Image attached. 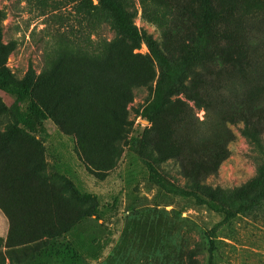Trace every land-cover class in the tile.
Listing matches in <instances>:
<instances>
[{
	"label": "rangeland",
	"instance_id": "374dc122",
	"mask_svg": "<svg viewBox=\"0 0 264 264\" xmlns=\"http://www.w3.org/2000/svg\"><path fill=\"white\" fill-rule=\"evenodd\" d=\"M96 4L0 0V69L19 84L31 67L33 102L45 114L33 116L29 130L28 101L0 91V264H264L262 220L227 218L206 196L182 194L179 160L153 163L159 186L142 156L158 148V135L169 147L154 156L180 152L185 167L224 144L205 185L230 192L253 176L264 129L258 146L248 145L243 123L225 118L261 105L264 0H148L145 10L131 0L132 25L173 58L200 35L198 54L237 52L249 65L211 85L196 82L201 102L172 97L188 109L158 114L145 139L150 124L138 115L152 101L159 69L146 46L121 40L106 16L90 26ZM221 38L229 44L220 46Z\"/></svg>",
	"mask_w": 264,
	"mask_h": 264
},
{
	"label": "trees",
	"instance_id": "16d2710c",
	"mask_svg": "<svg viewBox=\"0 0 264 264\" xmlns=\"http://www.w3.org/2000/svg\"><path fill=\"white\" fill-rule=\"evenodd\" d=\"M96 2L97 4L96 6H93L90 15V26L95 28L99 15L106 16L111 22V28L121 40L130 43L132 48H137L142 42L148 50L150 59L159 69V75L155 81L153 89L152 101L145 104L138 115L150 124L149 129H144L142 139H145L146 135H149V133L156 130L157 126H159L160 122L158 123V114L161 113L165 116L168 111L172 112L176 108L181 110L188 109V107L179 100L171 101L172 97L181 95L186 100L201 102L203 100V88L199 89L195 84L196 82H200V86L211 85L216 76L221 75L222 77H227L230 70L232 72H241L249 68V65L245 61V56L238 54L237 52H220L214 55L198 54L197 47L200 44V35L195 37L191 36V39H188L184 45L185 47L181 55L177 58H173V56L166 53V48H159L150 35L139 32L132 25L131 19L134 12L129 11L131 0H96ZM147 3L148 0H140L143 10L147 9ZM208 6L209 3L205 2L204 7L207 8ZM158 20L157 17L154 18L155 22H158ZM207 27L208 23L203 20L201 22V29L207 30ZM228 42V38L217 40V43L220 46L228 45ZM62 44L63 48H69L71 46L67 41H64ZM108 45H111V43H108ZM216 64L219 67L216 68ZM175 65L177 66L175 67ZM199 70L200 75L197 73ZM34 79L35 75L31 67L27 68L24 78L19 84L13 83L9 75L4 70L0 69V91L15 95L18 100L28 101L27 106L29 115L24 117L23 122L29 130L33 129V116L37 120L45 118L44 112L33 102L32 88L34 85ZM221 96L225 97L226 101L231 102V95L229 92H223ZM127 103L128 101H125V104ZM260 104L259 108H253L252 115L249 113L248 116L245 114L236 115L233 113L225 118V121L228 123L235 122L236 120H240V122L243 123L242 134L246 137L248 145L254 144V146H258L259 139L261 138L259 137V133H262V130L264 129V127L261 126V124L264 126V95L260 96ZM173 106H175L173 109H168ZM124 108L125 107L123 106L121 112L122 116L125 115ZM166 122L167 118L164 117L161 120V123L165 124ZM123 125H128V122L124 120ZM154 143L158 148L155 150L145 149L143 153L144 155L142 156L148 160L147 164L151 171L150 179L154 180L159 186L165 187L164 181L157 171V167L153 166V163H155L156 166H159L166 160H179L178 165L182 168V177L186 183V189L180 191L182 194L194 197L197 200L200 199L198 197L199 194L206 196L210 202L223 206L218 210L227 218L233 217L237 214H246L253 221L262 220V223L264 224V156L262 157V160L256 164L254 174L250 179L232 191L227 192L219 188L211 189L204 183L205 178L212 174L218 164L224 159V144L218 146L215 149V152L207 157V159L206 157H200L199 160L185 167L182 165V154L180 152L171 150L165 153L161 158L154 156V154L162 152L163 147H169L166 138L160 139L158 135L157 139L154 140ZM206 163L208 165H206ZM109 168L110 167L107 169ZM226 193H229L227 194L228 196ZM225 198L235 205L232 206L229 205L230 203H225Z\"/></svg>",
	"mask_w": 264,
	"mask_h": 264
}]
</instances>
